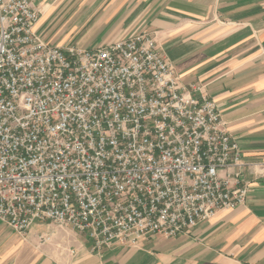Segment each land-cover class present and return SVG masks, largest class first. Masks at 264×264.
Masks as SVG:
<instances>
[{
  "label": "built area",
  "instance_id": "obj_1",
  "mask_svg": "<svg viewBox=\"0 0 264 264\" xmlns=\"http://www.w3.org/2000/svg\"><path fill=\"white\" fill-rule=\"evenodd\" d=\"M40 15L33 0H0L1 221L19 235L48 222L99 254L244 205L237 143L155 37L52 47Z\"/></svg>",
  "mask_w": 264,
  "mask_h": 264
},
{
  "label": "crops",
  "instance_id": "obj_2",
  "mask_svg": "<svg viewBox=\"0 0 264 264\" xmlns=\"http://www.w3.org/2000/svg\"><path fill=\"white\" fill-rule=\"evenodd\" d=\"M33 3L41 12L35 34L47 43L98 46L143 32L155 37L180 84L199 88L217 106L240 149L249 192L244 205L187 234L153 235L137 247L115 245L99 254L83 236L48 222L19 235L0 220V264H264V0ZM40 236L49 242L40 245Z\"/></svg>",
  "mask_w": 264,
  "mask_h": 264
},
{
  "label": "rangeland",
  "instance_id": "obj_3",
  "mask_svg": "<svg viewBox=\"0 0 264 264\" xmlns=\"http://www.w3.org/2000/svg\"><path fill=\"white\" fill-rule=\"evenodd\" d=\"M46 42V41H45ZM47 43V42H46ZM49 46H52V47H71V46H76V47H80V48H84V47H88V48H94V47H100L102 45H106V44H99L98 46H96V44H87V43H75V41H66L65 43L61 42L58 40V39H55L51 42H48L47 43Z\"/></svg>",
  "mask_w": 264,
  "mask_h": 264
}]
</instances>
